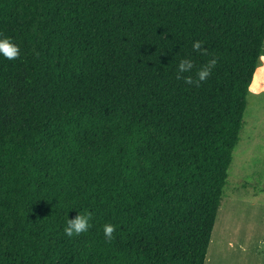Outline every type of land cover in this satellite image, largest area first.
Returning <instances> with one entry per match:
<instances>
[{
  "label": "trees",
  "instance_id": "1",
  "mask_svg": "<svg viewBox=\"0 0 264 264\" xmlns=\"http://www.w3.org/2000/svg\"><path fill=\"white\" fill-rule=\"evenodd\" d=\"M4 37L0 264H204L264 0H0ZM185 58L193 79L216 60L198 87ZM77 213L90 227L68 237Z\"/></svg>",
  "mask_w": 264,
  "mask_h": 264
},
{
  "label": "rangeland",
  "instance_id": "2",
  "mask_svg": "<svg viewBox=\"0 0 264 264\" xmlns=\"http://www.w3.org/2000/svg\"><path fill=\"white\" fill-rule=\"evenodd\" d=\"M206 255L204 264H264V57L250 86Z\"/></svg>",
  "mask_w": 264,
  "mask_h": 264
},
{
  "label": "clouds",
  "instance_id": "3",
  "mask_svg": "<svg viewBox=\"0 0 264 264\" xmlns=\"http://www.w3.org/2000/svg\"><path fill=\"white\" fill-rule=\"evenodd\" d=\"M192 48L196 52H200L204 55L207 54V49H204L202 47V41H194L192 44ZM0 55L8 60H16L20 56V49L16 44L12 42L10 38H0ZM215 64L216 60L215 58H213L212 60L208 61L207 64L202 65L196 70V78L193 79L191 75H183L184 73L191 72L195 67L193 61L188 58L182 59L177 64L176 79H182L186 84H194L198 87L201 82H204L210 76L211 70L215 66ZM90 219L91 213H77L74 217L67 218L66 226L64 228L65 235L68 237H73L74 235L78 236L88 231L90 227ZM115 230V226L112 224L106 223L103 226V233L108 241H111L113 239V233L115 232Z\"/></svg>",
  "mask_w": 264,
  "mask_h": 264
},
{
  "label": "crops",
  "instance_id": "4",
  "mask_svg": "<svg viewBox=\"0 0 264 264\" xmlns=\"http://www.w3.org/2000/svg\"><path fill=\"white\" fill-rule=\"evenodd\" d=\"M257 70V69H256ZM256 72V71H255ZM254 76H255V73H254ZM254 78V77H253Z\"/></svg>",
  "mask_w": 264,
  "mask_h": 264
},
{
  "label": "bare ground",
  "instance_id": "5",
  "mask_svg": "<svg viewBox=\"0 0 264 264\" xmlns=\"http://www.w3.org/2000/svg\"><path fill=\"white\" fill-rule=\"evenodd\" d=\"M207 256V255H206ZM208 259V258H207ZM209 260V259H208ZM212 260V259H211ZM207 261V260H206Z\"/></svg>",
  "mask_w": 264,
  "mask_h": 264
}]
</instances>
